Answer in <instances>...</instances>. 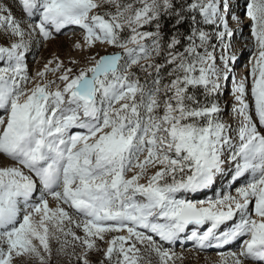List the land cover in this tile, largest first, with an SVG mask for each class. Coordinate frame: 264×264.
<instances>
[{
  "label": "snow or ice",
  "instance_id": "snow-or-ice-1",
  "mask_svg": "<svg viewBox=\"0 0 264 264\" xmlns=\"http://www.w3.org/2000/svg\"><path fill=\"white\" fill-rule=\"evenodd\" d=\"M16 3L38 21L0 7V156L10 162L0 163V264H52L54 240L77 264H91L98 241L109 264H175L164 245L183 241L200 249L239 241L231 264H264V0ZM241 7L255 46L251 103L248 77L232 75L230 20L242 23ZM69 25L89 49L99 42L121 51L56 80L44 77L62 65H45L41 82L26 88L28 39ZM230 80L228 113L220 97ZM226 172L227 189L242 181L235 195L195 198Z\"/></svg>",
  "mask_w": 264,
  "mask_h": 264
},
{
  "label": "rangeland",
  "instance_id": "rangeland-1",
  "mask_svg": "<svg viewBox=\"0 0 264 264\" xmlns=\"http://www.w3.org/2000/svg\"><path fill=\"white\" fill-rule=\"evenodd\" d=\"M241 4L244 3V0H239ZM11 5V11L18 19L30 24H34L38 21V17L36 20L28 18L25 16L16 0H0V7H6ZM107 6L105 5L101 11L105 10ZM236 10L240 11L238 15L242 21V23L238 24L236 27L231 26L235 32V35L232 37V43L234 45L233 51L236 52L237 56L242 60V67L238 68L239 75L242 74L241 68L248 65L246 67L248 70L250 69L251 65L249 64V60L252 57V54L255 50L254 41L251 38V30L250 24L251 21L248 20L245 16V10L241 8H236ZM142 30H154L151 29L149 26H145V29ZM127 34V32L125 33ZM84 32L82 29L78 28H69L68 30L64 31L63 34H56L52 33L50 38H45L42 34L39 33L38 30L33 32V35L30 39H28V55H27V64L29 66V72L27 75L29 77V81L25 85L26 88H31L35 85V83L41 82V78L36 76L38 71H43L44 66L48 65L49 68H56V65L59 63L62 65V68L58 72H47L44 80H56L58 76L63 74L64 70L71 68L73 70L72 74H77L78 71L82 68L91 66L90 57L99 54V55H106L110 54L114 51H121L120 49H116L111 45L101 44L97 42L93 48L89 49L87 46L84 45ZM0 43H6V41L0 40ZM79 43L82 45L81 48H77L76 44ZM212 43H217L215 40ZM221 49L218 47L215 55H220ZM51 61L52 63H49ZM157 62L159 58H157ZM142 63H145L142 61ZM135 70V69H134ZM141 77H143L144 73H139ZM249 75V73H248ZM167 82V79L164 81ZM57 84H60V81L57 80ZM233 87V82L230 80L226 84V91L220 97V103L222 106H225V102L227 101L226 111L231 113V106L234 102L231 95V90ZM250 87H251V78H250ZM55 85L53 86V90ZM211 99V97L209 98ZM248 99L251 101V95L249 94ZM2 110H0L1 113ZM228 117L226 116L225 119ZM150 171H155V169H150ZM228 173V172H227ZM131 175V173L129 174ZM229 175V173H228ZM145 182V181H141ZM242 183V182H241ZM240 182L237 183L235 186H232L231 189H227V191H231V194L235 195V188L239 187ZM223 190V191H226ZM217 191H222V189H218L212 194L203 193L201 197H197L196 199L199 200L207 199L209 197L214 198L215 193ZM49 203L55 206V202L51 200L49 197ZM73 230L76 231L78 235H82L83 233L76 229L74 226ZM113 235H126V232L121 233H109L105 236V241L110 240ZM70 239V238H69ZM63 240V237H61ZM99 247L102 249L99 252H91L89 254V260L91 264H109L107 259L104 257L103 250L107 248V244L105 242L98 241ZM195 244L192 243L190 246H186L184 248L183 245L178 246H166L167 248H171L172 251L176 253L177 259H175V264H231L230 259L227 257V253L230 251H238L239 245L235 248L229 249L224 254H214L208 253L201 249H195ZM53 256H52V264H77L76 257L73 255H65L64 253L59 251V242L53 241ZM138 247H141L138 245ZM224 249V247H222ZM68 253H71V248L69 247L66 250ZM81 249L77 247V253H79ZM17 264H25L24 261H17ZM26 264H35L34 261H27ZM153 264H156L155 257H153Z\"/></svg>",
  "mask_w": 264,
  "mask_h": 264
},
{
  "label": "bare ground",
  "instance_id": "bare-ground-1",
  "mask_svg": "<svg viewBox=\"0 0 264 264\" xmlns=\"http://www.w3.org/2000/svg\"><path fill=\"white\" fill-rule=\"evenodd\" d=\"M69 28H78V29H80L78 26H75V25H69V26H66L64 29H62L60 32H56L54 29H50L51 31H52V33H56V34H63L64 33V31H66V30H68ZM27 55H28V52H27V54H26V57H27ZM28 59H25V63H26V65H27V72H29V66H28V64H27V62H29V61H27ZM241 67H242V64H241ZM246 67H248V65H246V66H244L243 68H241V71H242V74L241 75H239V76H236V75H234V78H235V81L236 82H238L239 80H241L242 78H244V77H248V80H247V83H246V87H247V89H248V96H249V94H250V89H251V87H250V76L248 75V73H249V70L246 68ZM240 69V68H239ZM233 82V81H232ZM248 96H247V99H248ZM248 101H249V103H251L252 102V99H251V101L248 99ZM0 115H3V110L1 111V113H0ZM73 131H76V130H73ZM0 163H3V164H6V163H10L9 161H7V160H5V158L3 157V156H0ZM237 182H239V181H237ZM241 182V181H240ZM202 195H198V196H196L195 198H197V197H201ZM200 199H202V198H200ZM49 205H50V207H54L53 205H51V203H49ZM158 239V238H157ZM192 241H183V242H177V243H175V244H173V245H168V244H166V246H178V245H183L184 246V248L186 247V246H190V245H192ZM195 246V249H200L198 246H196V245H194ZM234 246H235V244L234 243H232V244H230L227 248H216V247H208V248H203V249H201V250H204L205 252H208V253H214V254H220L221 255V253L222 254H224V252H226L227 250H229V249H232V248H234Z\"/></svg>",
  "mask_w": 264,
  "mask_h": 264
}]
</instances>
